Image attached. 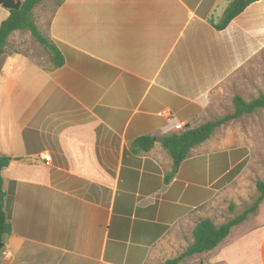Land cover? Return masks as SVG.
Listing matches in <instances>:
<instances>
[{"label":"crops","instance_id":"0c3cea01","mask_svg":"<svg viewBox=\"0 0 264 264\" xmlns=\"http://www.w3.org/2000/svg\"><path fill=\"white\" fill-rule=\"evenodd\" d=\"M223 2L62 0L43 33L63 56L58 68L48 53L40 61L32 46L11 47L23 30L9 35L0 153L13 158L1 172L11 233L0 264H164L192 243L211 187L235 164L211 180L210 136L166 179L159 139L178 132L173 121L197 127L255 90L264 50V0L217 30ZM8 15L0 5V23ZM145 135L153 145L139 150ZM234 227L178 264H264V221Z\"/></svg>","mask_w":264,"mask_h":264},{"label":"trees","instance_id":"16d2710c","mask_svg":"<svg viewBox=\"0 0 264 264\" xmlns=\"http://www.w3.org/2000/svg\"><path fill=\"white\" fill-rule=\"evenodd\" d=\"M42 1L43 0H0V5L9 12L8 17L0 23V72L3 60L8 54L7 39L15 30L28 31L35 41L47 51L52 67L58 68L62 66L64 60L59 48L48 36L44 35L39 30L34 20L33 9ZM226 1L227 3L223 10L221 20L213 22L212 18L210 19L211 24L217 30L223 29L249 4L258 0ZM61 2L62 0L56 1L52 13ZM232 106V112L220 118L206 121L194 128H189L188 126L183 127L181 131L165 134L159 139L161 146L172 161L171 170L166 175V179L171 178L177 172L181 162L189 156L191 148L209 139L216 128L233 119L251 114L257 109L264 108V94H259L257 97L251 98L248 101L244 100L239 95H235L232 98ZM134 145L139 150L145 151L153 145V139L148 135L141 136L135 141ZM239 150L243 152L241 155L247 153L245 148H240ZM246 159L247 157H244L236 163L227 173V176L231 177L236 175L243 168ZM11 160H13L12 157L0 153V242H3L4 238L11 233L9 201L2 188L3 179L1 175L2 170ZM256 189L258 196L252 205L226 222L217 225L209 218L199 219L192 229V243L176 257L167 259L164 264H178L188 256L215 248L228 235L233 226L240 224L247 218L248 214L256 211L259 203L264 198V182L257 180Z\"/></svg>","mask_w":264,"mask_h":264},{"label":"rangeland","instance_id":"374dc122","mask_svg":"<svg viewBox=\"0 0 264 264\" xmlns=\"http://www.w3.org/2000/svg\"><path fill=\"white\" fill-rule=\"evenodd\" d=\"M56 1L43 0L33 12L34 20L37 22L35 23L42 33H45V28ZM226 3L225 0L221 5V9L215 17L216 20H221ZM19 33H22V37L17 39L18 42L12 43L11 47L23 49L26 46H32L37 58L40 61H46L48 54L42 46L31 38L28 32L22 31ZM254 63H258V69L253 75L256 89H249L248 93L245 92L241 95L246 101L257 97L259 94H264V50ZM232 98L224 99L219 109L211 113V120L232 112ZM190 126L194 127V123L191 122ZM235 146L236 148H245L248 156L243 168L236 175L225 176L224 179L211 187V200L214 199L206 215L217 225L242 213L252 205L258 196L256 181L261 180L264 182V108L226 122L214 130L211 135V165H213L211 180L216 178V181H218L232 167L231 163L236 165L235 160L243 152L241 150L232 154L227 152L228 149H231L229 147ZM263 221L264 205L262 204L254 213L248 214L244 222L235 226L231 232L247 227L248 223L255 226Z\"/></svg>","mask_w":264,"mask_h":264},{"label":"built area","instance_id":"2783aa9c","mask_svg":"<svg viewBox=\"0 0 264 264\" xmlns=\"http://www.w3.org/2000/svg\"><path fill=\"white\" fill-rule=\"evenodd\" d=\"M166 116L169 117L168 114H167ZM171 120H172V119H170V121H171ZM172 121H173V120H172ZM183 127H184V125H183L182 123H179V122H177V121H173V126H172L173 129H175V130H177V131H181V130L183 129ZM44 159H45L46 161H48V160H49V156L44 157Z\"/></svg>","mask_w":264,"mask_h":264},{"label":"water","instance_id":"95a60500","mask_svg":"<svg viewBox=\"0 0 264 264\" xmlns=\"http://www.w3.org/2000/svg\"><path fill=\"white\" fill-rule=\"evenodd\" d=\"M2 246H3V243H2V242H0V250H1Z\"/></svg>","mask_w":264,"mask_h":264}]
</instances>
